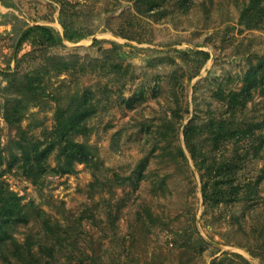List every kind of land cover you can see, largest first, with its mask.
<instances>
[{
  "label": "rangeland",
  "instance_id": "obj_1",
  "mask_svg": "<svg viewBox=\"0 0 264 264\" xmlns=\"http://www.w3.org/2000/svg\"><path fill=\"white\" fill-rule=\"evenodd\" d=\"M135 2L0 0V182L42 210L56 232L30 221L13 237L33 241L35 253L39 244L53 248V258L39 255L41 264H264V148L240 172L243 181H260L258 198L206 208L203 171L183 137L191 120L230 116L214 94L238 91L249 68L264 60V13L246 15L249 0H159L146 14ZM62 11L88 36L50 46L32 45L33 34L14 59L28 27L62 34ZM197 52L209 54L203 66ZM12 72L40 75V95L26 104L20 127L42 148L51 142L57 106L89 92L88 135L77 142L91 148L95 165L61 175L54 152L36 183L24 175L16 128L3 115ZM236 118L264 120V89ZM193 142L209 159L233 149L213 150L205 134Z\"/></svg>",
  "mask_w": 264,
  "mask_h": 264
},
{
  "label": "trees",
  "instance_id": "obj_2",
  "mask_svg": "<svg viewBox=\"0 0 264 264\" xmlns=\"http://www.w3.org/2000/svg\"><path fill=\"white\" fill-rule=\"evenodd\" d=\"M135 4L138 13L146 14L157 8L160 2L159 0H136ZM2 5L8 7L3 2ZM258 12L264 13V0H249L245 14L254 18ZM4 17L16 19L12 14H6ZM58 22L63 30V36L58 31L45 26H32L21 32L15 46L14 59L23 43L29 41L33 34L35 35L32 45L50 46H61L64 41L77 43L88 36L83 34L63 11L59 14ZM2 24H12V21H4ZM96 43L97 41L94 44ZM196 55L202 58L201 66L209 59V54L206 52H197ZM63 68L66 69V66ZM63 68L58 66L57 72L62 73L65 71ZM6 76L11 83V91L4 104L3 115L6 123L16 128L18 140L15 144L20 153L18 160L22 162L21 169L24 175L36 183L47 173L49 169L47 162L54 152H56L57 161L54 171L61 175L72 173L77 164L95 165L91 148L85 143L77 142V138L88 135L85 122L91 116L90 99H93L89 92H87L88 96L71 95L68 105L57 106L51 142L42 148L41 143L34 142L32 137L27 136L20 127L26 104L32 101L31 98L40 95L41 87L36 79L40 75L36 72L32 76H19L17 72H12ZM259 89H264V60L249 68L244 76L242 87L238 91L230 90L224 93L219 90L214 94L217 100L227 104L231 112L229 117L211 118L203 123L191 120L184 128L186 150L196 167L203 171L201 194L206 208L220 204L250 202L258 198L260 181H243L240 179V172L243 170L245 161L259 158L264 148V120L246 123L240 122L236 117L237 114L244 112L253 92ZM204 134L213 150L232 145L233 149L227 158L215 160L200 155L193 138ZM127 179L124 178L120 183ZM30 221L38 222L45 233L56 236L52 223L42 210L37 209L33 203L22 204L20 198L0 182V260L4 264H41L40 256H44L43 254H47L50 258L54 257L53 248H46L43 244H39L35 253L33 241L26 240L21 244L13 237L15 228L25 226Z\"/></svg>",
  "mask_w": 264,
  "mask_h": 264
},
{
  "label": "water",
  "instance_id": "obj_3",
  "mask_svg": "<svg viewBox=\"0 0 264 264\" xmlns=\"http://www.w3.org/2000/svg\"><path fill=\"white\" fill-rule=\"evenodd\" d=\"M62 36H63V33H62Z\"/></svg>",
  "mask_w": 264,
  "mask_h": 264
}]
</instances>
